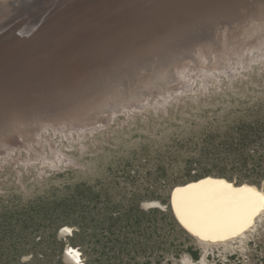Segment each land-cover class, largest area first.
Wrapping results in <instances>:
<instances>
[{"label": "rangeland", "instance_id": "obj_1", "mask_svg": "<svg viewBox=\"0 0 264 264\" xmlns=\"http://www.w3.org/2000/svg\"><path fill=\"white\" fill-rule=\"evenodd\" d=\"M117 1L77 0L61 10ZM238 72H206L193 91L110 122L101 116L100 129L81 137L48 126L35 145L45 156L55 150L54 163L15 141L0 157V264H72L67 246L80 264H264V206L242 234L211 244L172 207L176 187L205 176L264 192V59ZM64 226L73 234L62 235Z\"/></svg>", "mask_w": 264, "mask_h": 264}, {"label": "bare ground", "instance_id": "obj_2", "mask_svg": "<svg viewBox=\"0 0 264 264\" xmlns=\"http://www.w3.org/2000/svg\"><path fill=\"white\" fill-rule=\"evenodd\" d=\"M138 1L119 0L107 4L106 10L86 7L66 12L58 10L64 4L53 5L56 9L46 14V20L43 11L50 0H29L32 8L27 11L38 24L68 20L60 25L64 29L59 35L45 39L50 30L44 28L27 38L38 43L30 51L29 45L4 49L0 44V150L14 147L17 140L32 146L48 126L70 137L73 130L81 133L98 125L102 113L109 119L114 110L151 103L172 88L181 76L179 69L186 76L182 86L189 88L199 70V74L233 75L264 55V0H147L133 7ZM32 149L35 159L52 163L58 159L55 150L45 156L40 147ZM225 185L264 194L255 184L238 185L214 176L178 187L197 189L179 210L194 222L188 227L202 244L242 234L262 210L254 204L242 212L201 213L197 197L208 191L227 192ZM144 203L164 206L158 200ZM61 234H73L72 227H62ZM64 256L72 264L81 262L79 251L71 246Z\"/></svg>", "mask_w": 264, "mask_h": 264}, {"label": "water", "instance_id": "obj_3", "mask_svg": "<svg viewBox=\"0 0 264 264\" xmlns=\"http://www.w3.org/2000/svg\"><path fill=\"white\" fill-rule=\"evenodd\" d=\"M70 1H72V0H56V1L50 0V2L48 3L46 9L43 11V14H45L44 15V19L48 20L47 19L48 16H46V14H48V13H50L53 10L56 9V8H54L53 5L58 6V5L64 4L66 6V3L70 2ZM145 1H147V0H140V2L139 1H138V3L137 2H134V4H132V5H133V7H135L137 4L142 3V2H145ZM28 3H29V0H0V44H3L2 46H3L4 49H10V48H14L15 49L17 47H21L22 48L23 46L29 45V46H27L28 47L27 50L30 51V50H32L35 47L34 46L31 49V47H32V45H34V43H35V45L38 44L37 41L34 42L35 40L33 42L30 41L31 39L26 40L27 38L31 37L32 34H33V37H36L38 35L37 32L38 31H43L42 29H44L42 24L40 25V24H38L36 22L35 16L29 14L28 11L32 7H31V4H30V7H28ZM49 6L51 7V9L48 8ZM67 10H68V8H66L65 10H63V9L61 10V8H60L59 11L60 12L61 11L62 12H66ZM20 19H22V20L24 19V21L23 22H19ZM46 24H47V22H46ZM60 27H58L57 24H55V27H54L55 29H53V30L50 28V26L49 27L48 26L45 27L46 32L48 30H50V32L48 34H46V36L44 35L45 36V39L52 38L55 34H58L59 31L61 33V30L63 32V29L64 28L63 27L60 28ZM64 27H65V25H64ZM58 28H60V30ZM16 40L18 42H16ZM29 51H27V52H29ZM14 57H16V56H13L12 58H14ZM263 59H264V55L261 56L259 59L253 60L252 62H250V64H248L246 66H243V67H240L238 70H240L242 68H247L253 62H257V61H260V60H263ZM179 70H180L181 76L173 84L172 88L169 91H167L166 93H163L162 96L159 95L153 102L146 103V104L142 105L141 107H125V108H122V109H119V110H114V112L111 113L110 116L108 114L109 119L107 117V114H104V113H102L100 115V117L101 116H105L106 119H107L106 122H110L113 119L114 115L116 113H118V112H124V113H126L128 111L133 110V109H143L147 105H151V104H155V103L161 104L162 103V98L172 97L176 93H183V92L193 91L194 90V81H195V78L196 77H202V76H204V74H199L200 70L198 72L197 71L198 69H196L198 75L196 73L195 74V77L193 76L192 86L189 87V88H185V87L182 86V82L186 79L185 71H184V69L183 70L182 69H179ZM238 70H237V72H238ZM237 72L235 74H233V75H227L224 72H222V73H224L227 77L232 78V77H234L237 74ZM211 75H213V74H211ZM214 76H217V73L214 74ZM206 81H207V79H203V82H206ZM93 121H95V120H93ZM102 124L103 123L100 121V123L98 125H92V126L86 127L81 133H79V131H77V130H75V131H77L78 132V135L81 136L85 130H91V131L92 130H96ZM44 129H42L37 134L36 139L31 142L33 147H30V148H37V146L35 145V143L38 142V139L41 136V133H42V131ZM21 142H25V141L21 140ZM27 146H30V145H27ZM38 148H39V146H38ZM14 149H15V146L12 147V148H10V149H7V150L6 149H1L0 150V157L8 155L10 152L14 151ZM233 181L235 182L236 180H233ZM186 189L188 191H183V190H186ZM186 189H181V188H178V187H176L174 189V191L172 193V207H173L174 214H175L176 218L178 219V221L180 222V224L189 233L192 234L194 232L189 229L188 225H191L192 226V225H195V224H194L193 221H191V220L188 221L187 219H185V218H183L181 216V211L179 210V208H180L179 205L186 198H191L192 195H194L197 192V189H195V188H186ZM178 190H180V191H178ZM209 237H211V236H209ZM212 237H219V236H212Z\"/></svg>", "mask_w": 264, "mask_h": 264}, {"label": "snow or ice", "instance_id": "obj_4", "mask_svg": "<svg viewBox=\"0 0 264 264\" xmlns=\"http://www.w3.org/2000/svg\"><path fill=\"white\" fill-rule=\"evenodd\" d=\"M225 188L229 189V191H208L197 197L199 211L203 214L213 215L217 213L242 212L251 208L254 204L264 206V194L258 193L255 189L245 187L232 190L230 185H225Z\"/></svg>", "mask_w": 264, "mask_h": 264}]
</instances>
